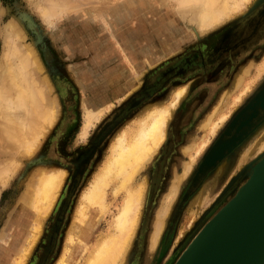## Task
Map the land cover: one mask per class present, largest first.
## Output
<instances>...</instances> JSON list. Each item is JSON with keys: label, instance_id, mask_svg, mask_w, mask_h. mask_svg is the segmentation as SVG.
<instances>
[{"label": "rangeland", "instance_id": "obj_1", "mask_svg": "<svg viewBox=\"0 0 264 264\" xmlns=\"http://www.w3.org/2000/svg\"><path fill=\"white\" fill-rule=\"evenodd\" d=\"M232 1L229 3L231 2L230 7L233 10L221 13L222 16H219L214 24L207 23L201 27L194 18L196 6L184 8L176 5L175 0H0V93L13 97L22 86H18L19 83L23 86L26 84L36 86L34 89L44 88L41 89L42 95L46 97L39 96L43 101L45 100L43 103L38 98L40 106L43 103L45 108H49L48 111L51 110L49 107L51 105L56 108L52 124H45L46 129L38 136L36 146L29 150V153H26L23 147H18L22 146L20 143L16 145L19 140L17 142L13 137L7 138V135L0 130V170L5 168L6 164L9 165L11 160L14 164L9 165V167L14 166L13 169L10 167V171H3L4 176L5 173L8 174V178L5 176V181L2 180L4 182L0 179L2 182L0 184V257L5 254L9 258L16 254L23 242L24 223L34 216L32 213L34 210L29 207V202L26 200L28 191L34 187V182L43 173L51 169H59L64 171L56 188L57 192L42 214L40 231L31 238L30 243H33L24 262V264H54L67 246L70 232H77L76 224L83 201L82 194L104 165L117 137L123 132L135 129L138 122L145 118L153 107L169 105L175 98V91L182 88L183 93L176 107L171 110L165 126L164 140L132 179V186L143 179H146L147 183L136 232L126 254L118 264H174L177 261L203 225L236 195L240 185L246 181L252 165L264 156L263 150L240 170L236 169V157L231 163L227 162V170L210 192V195L215 197L201 211L195 210L190 200L184 199L193 173L218 133L232 114L264 81V46L261 45V49L253 51L242 45L237 47L240 36L236 33L241 28L239 22L256 13L258 5L264 0L245 2L242 0L240 5L234 2L238 0L233 1L235 5ZM236 5L241 8H235ZM52 15L53 21L50 23L48 17ZM11 22L21 24L23 37L11 34L9 29ZM226 38L231 39L230 44H225L218 54L223 51L228 53L229 49L236 46V49H241L240 54L236 56L241 62L224 68L213 66L214 73H211V62L207 61V58L211 52H217L216 48L211 46L220 39L223 41ZM29 48L35 51L41 63L40 69L33 63L34 59L26 54ZM11 50L13 53L10 52ZM19 51L26 53L22 52L23 55H20ZM18 52L21 57L23 56L22 58L16 55ZM185 58L188 63L192 62L193 73L200 79L204 76L213 78L221 71L220 75H224L225 82L216 88L212 85L209 97L195 98L191 88L183 87L185 77H180L181 80L177 83L170 81L164 89L131 108L114 124L91 154L85 160L80 159V155L89 148L99 131L111 123L133 98L141 94L146 82L155 81L166 70ZM28 61H33L30 62L32 65ZM22 67L24 70L21 71ZM14 73L17 77L20 74L19 81L15 75H12ZM22 73L25 77L28 76L27 81ZM184 73L186 76L189 75L187 71ZM9 75L16 78L13 81L18 82L16 85L9 82ZM236 77L238 82L234 83ZM47 81L49 89L45 84ZM7 84L11 87L5 90ZM191 101L193 103L189 105ZM47 102L50 105L45 106ZM29 103L31 104L28 101L23 108H15L24 121H27L26 113L31 109ZM179 104L180 109H178ZM257 104L259 105V101ZM193 107L199 112L193 111ZM24 108H28L26 112ZM89 109L95 112L93 116ZM252 109L256 110V107L253 106ZM212 112L213 122L224 116L214 132L210 131V124L207 123L205 126V120ZM3 122L2 117L0 124ZM23 125L25 124L20 126L22 131L26 130V126ZM25 130L22 133L25 134ZM261 131L262 128L254 134L259 140L264 139V132ZM167 138L169 143L164 147ZM249 142L251 140L248 141V146ZM21 148L23 151L20 150ZM162 154L165 156L159 162ZM191 155H194V159ZM14 161L18 163L15 164ZM189 163L190 168L185 171ZM76 168L81 172L78 181L73 185L71 178ZM235 170L239 176L245 173L242 177H238L220 197L219 189L224 183L232 182V178L236 176ZM118 182L117 178H113L106 187V212L98 217L91 228L90 241L97 239L111 226L113 215L125 195L123 190L114 193ZM174 185L177 187V192L168 213L162 218L164 223L160 237L155 247H150V233L157 217L156 213L167 202L165 200ZM190 207L192 210L189 209ZM20 215L23 218L18 223L16 218Z\"/></svg>", "mask_w": 264, "mask_h": 264}, {"label": "bare ground", "instance_id": "obj_2", "mask_svg": "<svg viewBox=\"0 0 264 264\" xmlns=\"http://www.w3.org/2000/svg\"><path fill=\"white\" fill-rule=\"evenodd\" d=\"M229 1H231V0H175V4L181 5L184 8L196 6V13H195L194 18H196L198 24L202 27V26H205L207 23H213L214 21H216L219 18V16H222V15H220L221 13H224V12L227 13L228 10L232 9V7H230L232 4L230 5L231 2L229 3ZM240 1L242 2V0H238V1H234V2L236 4H239ZM245 1H247V0H243V2H245ZM234 2H233V5H235ZM239 5H238V7L236 5L235 8H238V9L241 8ZM234 10H236V9H234ZM229 12H232V11H229ZM48 20L50 23H52L53 15L49 16ZM144 24H145V22H144ZM151 24H153V23H151ZM9 26H10L9 29H10L11 34H13L17 37H20V38L23 37L24 34H23L22 26L20 23L15 22ZM158 26L160 27V25H158ZM208 26L211 27L210 24H208ZM146 33H148V32H146ZM175 37H173V40ZM16 39H18V38H16ZM148 44H149V42H148ZM11 47H12V45H11ZM13 48H11V49L13 50ZM9 50H10V48H9ZM12 50L10 52L13 53ZM19 52H21V51H19ZM19 52L16 53V55L20 56V55H23L26 53V52H23V54H22V52H21L19 55ZM26 54H29V56H31L34 59V62L28 61V63L33 62L36 64L37 68L40 69L41 63H40L38 57H36L37 55H36L35 51L33 49L29 48L28 53H26ZM128 56H129V54H128ZM128 56H126V57H128ZM31 59L29 58V60H31ZM21 60H23V59H21ZM133 61H135V60L133 59ZM26 62H23V63L26 64ZM122 62H124V61H122ZM27 66H28V64H27ZM27 66H26V68H27ZM36 66H35V68H36ZM23 67L21 68V71H22V69L24 70ZM17 70H19V69H17ZM26 70H25V72H26ZM117 72H118V70H117ZM126 72L128 73V71H126ZM12 75H15V77L18 78V81L20 80L19 79L20 74H18V77L16 76L17 75L16 73H14ZM22 75H24L23 77H25V74L22 73ZM9 76H10V81L9 80L8 81L13 83V85H16V83H18V82L17 81L13 82V81H15L14 79H16V78L14 76H11V75H9ZM122 76H124V75H122ZM237 76H238V74H237ZM32 77L34 78V76H32ZM239 77H241V76H239ZM33 78L32 79L30 78V79L33 81ZM27 79H28V76L25 77L26 81H27ZM235 79L236 80H234V83L238 82L237 77ZM44 81H46V80H44ZM33 82H35V81H33ZM23 83H24V81H23ZM45 84H46V87L49 89L50 86L48 85V81L45 82ZM20 85H22V86L19 87L18 91H16L15 94H13V97H11V95L9 96V94L7 96L2 95L3 92L0 93V113H2V116H0V118L3 117V119H4V122L0 124V130L3 134L7 135L6 136L7 138L13 137V138L17 139V142L19 140V142L16 143V145L18 146L20 143L22 146L19 145L18 147H23L25 152L27 151L26 153H29L30 152L29 150L33 149V147L36 146L35 143L38 140V136L41 135V133L46 129L45 124H47V125L52 124V122L54 120L56 108H54V105L53 106L51 105L52 108H51V106H49L51 110L48 111L49 108L47 107L48 108L47 109L43 106V103L45 101V100L43 101V98L46 96L42 95L43 93H42L41 89H44V88L39 89L37 87L38 89L37 88L34 89L36 86L34 87V86H31L28 84H26V86H23L22 83L21 84L19 83L18 86H20ZM6 87L7 88H5V90L6 89L8 90V88H10L11 85L8 86V84H7ZM47 88H46V90H47ZM110 88H112V87H110ZM5 90H3V91H5ZM116 90H117V88H116ZM183 90L184 89L181 88L175 92V98L170 102L169 105L160 106V107H153L148 112V114L145 116V118L141 119L138 122L135 129H133L132 131H128V132H123L122 134H120L117 137L115 143L112 146L111 153L108 156V158L106 159L104 165L101 167L100 171L94 176L93 180L85 188V190L82 194L83 201H82V204L80 206V210L78 211V221L76 224L77 232L76 233H74L72 231L70 232L69 237H68V244L65 247L64 251L62 252V254L60 255V257L57 258V260L55 261L54 264H118L119 260L122 259L123 256L126 254V252L128 250L129 243H130L134 233L136 232V229H137V226L139 223L140 213H141V205H142V200L144 197V192H145L146 183H147L146 179H143L137 185L132 186V184H131L132 179L135 176V174L137 173V171L153 155V153L156 151V149L158 148L160 143H162V141L164 140V138H165V126H166V124L169 120V117L171 115V110L176 105L178 99L180 98L181 94L183 93ZM125 94H127V93H124V95ZM39 96H41V97L43 96V98L41 99V98H39ZM38 98L43 102L41 104L42 106H40V104L38 102V100H39ZM28 101L31 102V104L29 103L31 105V109H29L30 111H27L28 108L27 109L24 108V111L25 112L27 111L26 114L28 115V119L24 118L27 121H24L23 118L20 117V115H18V113L16 112L17 110L15 111V108L16 107L17 108L18 107H22V108L25 107L27 105ZM51 101H49V102L51 103ZM53 101H55V100H53ZM47 104H48V102L45 104V106ZM48 105H50V104H48ZM259 105L264 106V94L261 96V98L259 100ZM28 107H29V105H28ZM88 111L91 113V115L92 114L94 115V113H95L92 109H89ZM255 112H256V110L254 109L245 118H242L237 123V127L239 128L242 125H244L247 122V119L252 117ZM212 116H213V112L209 116H207L208 118H207V120H205L206 121L205 126L207 123L210 124V126H211L210 131L214 132L215 129L218 127L219 123L221 122V120L224 119V116L222 115L221 117H219L218 121L215 120L216 122H213L211 120ZM87 118L88 117H86V119ZM172 119H174V118H172ZM22 124H25V125H23L24 127L26 126L25 128H26L27 132L25 129H23V131L25 130V134L22 133L23 131L21 130L22 128L20 127ZM261 132L262 133L264 132V125L262 126ZM21 133H22V135H21ZM28 135H30V136L28 137ZM205 142L206 141H204V143ZM247 144H248V142L246 144H244V146L239 151L238 158H236L237 159V162H236L237 168L236 169L240 170V168H242L243 165L250 163L253 158H255L259 153H261L264 150V139L259 140V139H257V136L254 134L251 137V142H249V146ZM197 149H199V148H197ZM20 150H22V148ZM197 151L198 150H196V152ZM193 156L194 155H191L192 158H193ZM11 161H13V160H11ZM11 161L9 162V165H11V163H12ZM14 162H15V164L18 163V161L17 162L14 161ZM7 165L8 164H6L5 168H3V169L1 168V170H0L1 181L4 179L5 176L6 177L8 176L7 173H5V176H4L3 171L9 170L10 167L11 168L14 167L13 166L14 164L10 167H9V165L7 167ZM190 165H191L190 163L187 164L185 171H187L190 168ZM224 170H225L224 166L220 167L215 172V174L212 175L207 181H205V183L200 187V189L192 196V198L190 199V204H192V206H195V210L201 211V209H203L206 206V204L208 202H210V200H212L215 197L214 195H210V192H211L212 188L214 187V185L218 181V179H217L218 175L220 173H222ZM62 171H64V170H59V169H53L52 170L51 169L49 172L43 173L37 179V181L34 182V187H32L28 191L27 196H26V200H27V202H29V207L32 210H34L32 212L34 216L28 218V221H25V223H24V230H25V232L23 233L24 239H23V242L19 246L18 252L16 254L10 256L9 258H7V256L5 254L3 256L1 255L0 264H24L25 259H26V255L29 251L31 243H33V242L30 243V240L33 237V235L34 236L37 235L40 231V223H41L40 220L42 218V214L48 208V205L50 204L51 199L53 198L55 192H57L56 188L58 187V185L61 181V177L63 174ZM6 172H8V171H6ZM11 172H13V170H11ZM183 172H184V169H183ZM236 172H237V170H235L234 173H236ZM8 173H10V172H8ZM6 177H5V179H6ZM113 178H117L119 181L118 185L114 188V193H117L118 191L123 190L125 192V195H123L124 197H123L119 207L117 208L116 212L113 215L110 228L108 230H106V232H104L102 235H100L97 239L95 238V240L90 241V236H91L90 230H91V228H93L98 217L106 209V203H105L106 187L108 184L110 185L109 182ZM5 179H4V181H5ZM1 181H0V184H2V182H4V181H2V182ZM175 185L171 189L169 187L170 192L168 194V198L165 200L167 202L165 204H163L161 206V208L159 207L160 209L156 213L157 217L153 223V227H152V230L150 233V236H151L150 247L154 248L159 237H160V233L162 231L163 223H164L162 218L168 213V210L171 207L172 200H173V198L177 192V187ZM216 186L217 185H215V187ZM189 209H191V207ZM193 210H194V207H193ZM97 212H98V216H97ZM190 216H192V215H190ZM22 218L23 217H21V215L17 216L16 222L17 221H18V223L21 222ZM26 219H27V217H26ZM190 219H192V217ZM141 220H143V219L141 218ZM80 256H82L81 257L82 259H80ZM182 256H183V254H182Z\"/></svg>", "mask_w": 264, "mask_h": 264}, {"label": "flooded vegetation", "instance_id": "obj_3", "mask_svg": "<svg viewBox=\"0 0 264 264\" xmlns=\"http://www.w3.org/2000/svg\"><path fill=\"white\" fill-rule=\"evenodd\" d=\"M239 25L241 28L239 29V32H236L237 35L240 36V39L237 41V44H238L237 47H239V45H242V47H246L249 51L250 50L253 51L254 49H258V50L261 49L260 48L261 45L264 46V2L258 5L256 9V13H254L252 16L248 18H245L242 22H239ZM221 40L222 39L219 40L220 42L219 41L216 42L214 46L213 45L211 46L214 49L216 48L215 50L217 52H211L209 54L210 55L209 58H207V61L211 62L210 64L211 73H214L213 69L216 66H220L224 68V67H228L229 65L232 66L233 64L237 65L238 63L241 62V60L240 61L238 60L240 58H236V56L240 54L239 51H241V49H236L235 48L236 46L229 49L228 53H223L224 52L223 51L220 54H218V52L224 48L223 46L225 44H230L229 40L231 39L226 38V40H223V41ZM187 63L188 62L186 58L182 59L177 65L166 70L155 81L146 82L142 87L141 94L138 97L133 98L128 104V106L125 109H122L120 114H117L114 117L111 123L105 125L99 131L98 135L92 140V143L90 144L89 148L80 155V159L85 160L91 154V151L94 150L98 146L99 142L104 138V136H106L107 133L110 132L114 124H116V122H118V120L122 116H125L128 113V111L131 110V108L135 107L136 105H139L143 100L150 98V96H152L157 91L164 89L167 83H169L170 81L173 80V82L177 83V81L180 82L181 80L179 79L180 77L182 78L185 77L184 78L185 83L183 87L186 86V89L191 88L192 93L194 94L195 98L200 97V96L209 97V94H210L209 91L211 90L212 85H215L214 87L216 88L219 86V84L225 82L226 78L223 77L224 75L222 76L220 75L221 74L220 70H219L220 74L218 75L216 74L213 76L211 74L213 78L204 76L202 79H200L199 76L193 73L194 71L192 69L194 65L192 64V62L188 64ZM184 71H187V73L189 74L187 75L188 77L186 76V73H184ZM172 73L174 75H172ZM263 93H264V81L260 85V87H258V89L253 94H251L246 99V101L232 114L231 118L228 120V122L225 124L222 130L218 133L214 142L209 147L205 156L203 157L200 164L198 165L197 170L193 173L191 180H190V186L187 192L185 193L184 199L187 198L188 200H190L192 196L205 183V181H207L212 175H214L215 172L220 167L224 166L225 170L222 173H220L217 177L218 181L215 184L217 185L219 180L224 175L223 173L228 168L227 162L231 163L232 161H234L235 157L238 158L239 150L242 147V145L247 143L249 140H251V137L253 136V134H255V132H257L258 130H261L262 126L264 125V106H260L257 103L260 97L263 95ZM183 101H181L180 104H182ZM192 103L193 101L189 102V105H192ZM180 104L178 105V109L181 108ZM253 106L256 107V112L254 113V115L250 117L249 119H247V122L244 125L238 128L237 123L244 116L252 112ZM194 107H193V111L195 110ZM195 111L199 112L198 109H196ZM168 141H169V138L166 139L164 147H166L165 145L169 143ZM164 156L165 154H162V156H160L159 162L162 161ZM80 172L81 171L79 168H76V170L73 172L72 178H71L73 185L76 184V182L78 181V175ZM244 173L241 174L240 176L239 174H236V176L232 178V182H229L228 184L224 183L221 186L222 189L220 188L218 191V193L220 192L221 194V195L219 194L220 197L227 191L229 186L238 177L239 178L242 177ZM215 185L212 188V190L215 188Z\"/></svg>", "mask_w": 264, "mask_h": 264}, {"label": "water", "instance_id": "obj_4", "mask_svg": "<svg viewBox=\"0 0 264 264\" xmlns=\"http://www.w3.org/2000/svg\"><path fill=\"white\" fill-rule=\"evenodd\" d=\"M191 241L174 264H264V156Z\"/></svg>", "mask_w": 264, "mask_h": 264}]
</instances>
